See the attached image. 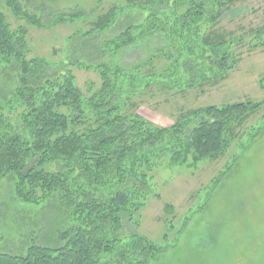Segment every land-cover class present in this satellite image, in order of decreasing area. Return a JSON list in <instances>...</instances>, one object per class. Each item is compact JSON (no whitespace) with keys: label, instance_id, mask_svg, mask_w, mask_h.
I'll use <instances>...</instances> for the list:
<instances>
[{"label":"trees","instance_id":"16d2710c","mask_svg":"<svg viewBox=\"0 0 264 264\" xmlns=\"http://www.w3.org/2000/svg\"><path fill=\"white\" fill-rule=\"evenodd\" d=\"M125 1V6L93 13L84 33V40L91 42L74 51L71 63L93 69L100 78L89 95L78 87L71 69L28 58L26 26L13 28L0 10V62L12 67L16 80L11 95L6 98L3 93L5 100L0 99V180L10 175L15 197L49 205L53 212L47 225L34 231L23 254L0 252V264H151L164 247L142 233H125L121 216L137 222L149 193V173L165 156L172 162L189 160L187 165L194 166L223 155L238 137L239 127L264 105V100L210 104L186 110L165 126L137 112H124L119 102L123 70L107 65L102 57L113 56L138 39L139 25L127 21V11L137 9L144 15L142 34L169 35L173 61L180 59L191 76L194 61L206 69L200 81L212 83L225 79L237 64L231 46L242 41L219 31L218 18L244 0ZM43 4L5 0L16 19L35 27L42 22L30 9L46 10ZM80 14L47 12L44 17L62 23ZM112 28H119V33L99 43L98 35ZM263 32L264 23L255 30L257 35ZM139 68L127 74V101ZM4 101L20 112L4 111ZM8 114L19 125L14 126ZM52 163L61 168L47 170Z\"/></svg>","mask_w":264,"mask_h":264},{"label":"rangeland","instance_id":"374dc122","mask_svg":"<svg viewBox=\"0 0 264 264\" xmlns=\"http://www.w3.org/2000/svg\"><path fill=\"white\" fill-rule=\"evenodd\" d=\"M37 1L44 3L46 10L30 11L40 19L41 27L16 19L5 0H0V10L13 28L18 24L26 26L28 58H41L71 69L78 87L84 95H89L92 86H99L100 78L93 69L71 63L74 51L83 42H91L84 40V33L94 18L93 13L100 15L111 5L125 6L126 1ZM126 11L121 17L126 16ZM47 12L82 14L53 23L45 20ZM129 19L139 25L138 39L113 56L102 57L107 65L123 70L119 102L124 112H137L152 123L165 126L186 110L264 100V32L255 33L264 23V0L235 2L218 18L219 31L232 39L241 37L242 41L231 46L237 64L225 79L212 83L200 81L199 75L206 69L201 70L194 61L192 76L182 67L180 59L173 61L170 57L174 53L173 40L169 35L159 31L142 34L139 27L143 26L144 15L137 9L127 11ZM119 28L100 33L99 43L117 35ZM133 67H140L139 79L131 86L135 90L130 91L127 101V74ZM13 71L10 65L0 62V96L11 95L16 83ZM2 96L0 99L5 100ZM5 110L20 112L18 106L11 107L8 102ZM8 115L14 126L19 125L17 118ZM187 162H172L165 156L156 164L149 173L146 188L149 193L137 214V222L121 214L124 232L142 233L164 247L151 264H264V105L239 127L238 137L226 153L212 160L205 158L194 166H188ZM45 168L56 171L61 167L52 163ZM217 175L220 177L212 183ZM52 213L49 205L26 203L15 197L13 178L3 177L0 252L23 254L34 231L44 228Z\"/></svg>","mask_w":264,"mask_h":264}]
</instances>
